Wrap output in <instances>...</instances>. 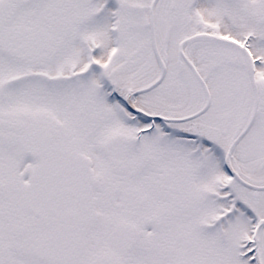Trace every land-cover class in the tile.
<instances>
[{"label": "snow or ice", "instance_id": "snow-or-ice-1", "mask_svg": "<svg viewBox=\"0 0 264 264\" xmlns=\"http://www.w3.org/2000/svg\"><path fill=\"white\" fill-rule=\"evenodd\" d=\"M0 264H264V0H0Z\"/></svg>", "mask_w": 264, "mask_h": 264}]
</instances>
